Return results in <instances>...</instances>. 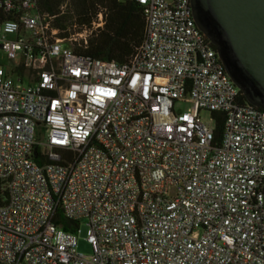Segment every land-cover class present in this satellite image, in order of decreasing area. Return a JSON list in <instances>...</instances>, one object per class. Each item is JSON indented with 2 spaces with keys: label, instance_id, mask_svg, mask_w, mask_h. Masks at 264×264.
Segmentation results:
<instances>
[{
  "label": "built area",
  "instance_id": "2783aa9c",
  "mask_svg": "<svg viewBox=\"0 0 264 264\" xmlns=\"http://www.w3.org/2000/svg\"><path fill=\"white\" fill-rule=\"evenodd\" d=\"M137 2L143 39L119 64L72 48L101 11L61 38L38 0H0V264H264V110L190 0ZM57 210L87 221L90 255Z\"/></svg>",
  "mask_w": 264,
  "mask_h": 264
},
{
  "label": "water",
  "instance_id": "95a60500",
  "mask_svg": "<svg viewBox=\"0 0 264 264\" xmlns=\"http://www.w3.org/2000/svg\"><path fill=\"white\" fill-rule=\"evenodd\" d=\"M190 8L228 77L264 110V0H190Z\"/></svg>",
  "mask_w": 264,
  "mask_h": 264
},
{
  "label": "trees",
  "instance_id": "16d2710c",
  "mask_svg": "<svg viewBox=\"0 0 264 264\" xmlns=\"http://www.w3.org/2000/svg\"><path fill=\"white\" fill-rule=\"evenodd\" d=\"M38 9L53 16L51 25L59 29L57 35L61 38L67 37L73 31V24H90L99 11L103 13V26L87 40V44L72 47L75 52L84 56L123 64L129 60L143 39L145 21L142 7L137 0H38ZM212 47L214 48L213 45ZM14 70L19 75L24 73L21 66ZM240 98L242 103H248L241 92ZM211 115L216 118L214 140L217 144L223 117L219 112H211ZM53 222L64 230H72L78 223L63 217L59 210L53 217Z\"/></svg>",
  "mask_w": 264,
  "mask_h": 264
},
{
  "label": "rangeland",
  "instance_id": "374dc122",
  "mask_svg": "<svg viewBox=\"0 0 264 264\" xmlns=\"http://www.w3.org/2000/svg\"><path fill=\"white\" fill-rule=\"evenodd\" d=\"M60 9L62 11V7ZM73 46H75V44ZM11 66H12L11 60L7 57V54L0 49V74L4 73ZM188 106H189L188 103H183L179 107L185 110ZM200 117L203 120L208 121L210 118V112L207 110H202L200 111ZM86 222L87 221L85 219H81L77 223L79 232H77L76 234V251L84 255H90L92 253V247L86 238V231H87Z\"/></svg>",
  "mask_w": 264,
  "mask_h": 264
}]
</instances>
